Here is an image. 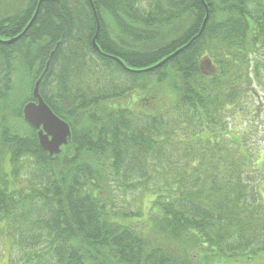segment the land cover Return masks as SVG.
Wrapping results in <instances>:
<instances>
[{
	"label": "trees",
	"instance_id": "1",
	"mask_svg": "<svg viewBox=\"0 0 264 264\" xmlns=\"http://www.w3.org/2000/svg\"><path fill=\"white\" fill-rule=\"evenodd\" d=\"M39 2L0 0L4 41L39 8L21 39L0 43L9 264H215L264 252V203L228 120L264 69V0ZM40 78L72 133L53 158L22 116ZM24 160L44 174L26 187ZM130 190L150 198L147 218L127 207Z\"/></svg>",
	"mask_w": 264,
	"mask_h": 264
},
{
	"label": "rangeland",
	"instance_id": "2",
	"mask_svg": "<svg viewBox=\"0 0 264 264\" xmlns=\"http://www.w3.org/2000/svg\"><path fill=\"white\" fill-rule=\"evenodd\" d=\"M264 61V57L262 58ZM245 97L240 101V114L235 112L228 118L230 129H236L238 135H244L245 147L252 160L251 168L247 169L246 178L251 181L250 191L257 201L264 203V69H260L259 77L252 76L251 82L246 87ZM235 125V126H234ZM234 134V137L238 136ZM240 153L244 152L243 147H238ZM263 164V165H262ZM21 173L18 183L26 187L30 179H39L44 176L43 172L38 169L32 161L24 160L21 162ZM257 180L263 182V186L258 187ZM254 181V182H253ZM18 185L17 187H19ZM124 202L132 211L142 208L144 216L149 214L150 198L143 195L140 191L130 190ZM7 242V241H6ZM5 245V247H4ZM9 243L3 244L0 240V264H9L8 255ZM14 253L11 258H14ZM215 264H264V252L247 260L246 257H238L231 262H220Z\"/></svg>",
	"mask_w": 264,
	"mask_h": 264
},
{
	"label": "water",
	"instance_id": "3",
	"mask_svg": "<svg viewBox=\"0 0 264 264\" xmlns=\"http://www.w3.org/2000/svg\"><path fill=\"white\" fill-rule=\"evenodd\" d=\"M43 0H40L39 5H41ZM205 2V0H202ZM39 13V8L36 11L33 19L28 24V26L25 28L23 33L19 35L17 38L8 40V41H2L0 40V43L11 45L15 42H17L21 37L31 28L34 21L36 20V17ZM208 20H205V24ZM204 24V27H205ZM93 48L100 52L99 47L97 46L95 39L93 40ZM182 50H179L175 54H173L171 57L167 58L162 62V64L166 63L170 58L176 56L178 53H180ZM53 56V53L51 54ZM49 67V64L46 67V70L44 73L47 72ZM42 78H40L33 90V97L35 101L27 103L22 111V116L24 118V121L31 127L37 130V136L39 140L40 147L48 153V155L53 158L56 155H59L62 152V148L70 144L72 133L70 129V125L59 118L54 112L51 110V108L46 104V102L43 100L42 96L40 95L39 89L41 84Z\"/></svg>",
	"mask_w": 264,
	"mask_h": 264
}]
</instances>
